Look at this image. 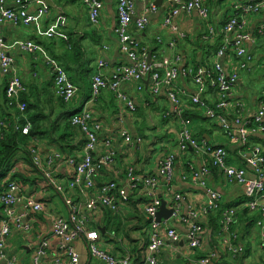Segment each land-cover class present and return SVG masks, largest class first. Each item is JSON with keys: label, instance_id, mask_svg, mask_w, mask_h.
Listing matches in <instances>:
<instances>
[{"label": "built area", "instance_id": "1", "mask_svg": "<svg viewBox=\"0 0 264 264\" xmlns=\"http://www.w3.org/2000/svg\"><path fill=\"white\" fill-rule=\"evenodd\" d=\"M136 0H116V25L114 34L118 41L120 53L127 59L126 63H119L110 68L108 73H102V68L109 67L107 62L99 60L97 71L91 77V94L96 97L102 91L113 92L118 102H121L129 112L137 108V100L130 97L123 86H132L137 94L145 89V81L149 83V92L155 97L164 92L169 102L164 115L178 121L177 152L187 154L193 150L202 160L201 167L195 168L188 165L189 171L184 178L192 184L205 189L207 199L197 208L195 205L183 207L182 197L172 190V176L175 156L167 153L161 158L154 173L137 176L133 167H127L122 182L109 180L96 185V177L100 169L113 162L115 154L110 137H101L103 131L101 124L93 117L89 108H83L71 115V123L79 126L86 134L87 141L80 157L66 156L57 150L44 152L40 142L34 138L29 146L31 163L41 172L47 185L60 194L68 207L69 216L63 218L56 216L51 223V236L57 238V247L69 264H78L79 254L76 252L74 242L82 238L89 254L106 264H132L130 256L115 257L107 247L96 230H92L88 224L91 215L100 207L109 208L117 212L120 202H125L136 191L145 197L144 212L149 219L147 231L148 244L145 248V256L141 264H161L159 254L166 243L178 244L180 234L169 224V220L185 225V238L190 250L200 248L203 244L204 228L202 217L208 215L211 210L217 209L222 203V194L211 187L207 181L210 168L205 164L208 158L211 165L224 176L227 182H235L242 187L245 197L244 206L251 212H259L255 221L258 229L260 248L264 251V150L259 145H252L249 136L264 134V96L258 100L253 113H249L245 104L240 99L232 97V88L238 80V69H243L252 61L253 56L245 47V42L252 39V34L244 30L247 16L264 11V0H233L230 14L221 25L211 22L210 8L207 0H163L157 6L154 0H140L143 2V13L134 20L135 27L143 31L149 23V14L155 13L161 8H166L162 25L175 33L176 38L169 43V48L177 47V41L187 35L180 30L174 18L182 14L195 13L204 25L206 34L204 39L221 36V44L213 56L209 65L192 66L184 61L181 53H165L157 50L151 53L150 49L143 47L139 39L130 30L133 22ZM217 1V0H214ZM87 9L88 20L92 26L98 24V18L103 6L102 0H80ZM30 8H33L30 11ZM47 5L44 0H0V72L5 78V96L9 105H14L24 118V123H19V116L13 119L0 120V137L8 126L22 134L30 131V121L23 112L26 103L20 101L19 95L23 91L21 78L14 65V59L8 48L17 47L25 52L39 51L53 78V90L57 97L66 103L73 100L78 92L77 85L71 81L65 69L44 48L32 40L16 39L8 43L6 41L3 26L15 27L39 26L43 17L47 14ZM66 20L58 15L54 22L41 33L47 37H58L68 40L65 32ZM258 33L264 32V20L258 27ZM158 41L159 38H158ZM151 55V62L147 56ZM233 57L236 61L233 63ZM183 76L190 78L194 90L189 95L191 106L201 112L215 123L223 135L238 144V156L245 166L232 162L227 150L222 145L208 143L194 137L193 121L184 116L185 102L181 96L183 91L175 85V81ZM212 95L210 98L209 95ZM210 98V99H209ZM141 99H139V102ZM147 105V102L143 103ZM122 142L135 148L142 145L143 138L133 135L126 128L119 132ZM101 146V148L99 147ZM97 151L99 154H97ZM60 166L72 170L66 181L58 178L57 169ZM103 169V168H102ZM118 171H124L118 170ZM76 191L79 198H73L71 192ZM167 195L169 208L173 212L169 219L156 220L162 195ZM168 200H166L167 202ZM0 248L4 246V240L13 230H21L30 233L31 222L27 219L30 214L42 212L43 203L32 195L24 194L19 183L12 180L0 194ZM236 220V210L226 207L219 218V236L222 246L231 254L237 255L244 251L238 234L231 229ZM50 248L48 238L41 237L34 248L32 264H40L42 257L47 255ZM1 253V257H3ZM211 256L185 257L184 264H211ZM7 264H15V259L10 258ZM47 264H61L59 256L52 257Z\"/></svg>", "mask_w": 264, "mask_h": 264}, {"label": "crops", "instance_id": "2", "mask_svg": "<svg viewBox=\"0 0 264 264\" xmlns=\"http://www.w3.org/2000/svg\"><path fill=\"white\" fill-rule=\"evenodd\" d=\"M102 1L103 6L98 18V24L96 26H92L88 20L87 9L84 5H82L80 0H44L47 5L48 13L43 17L40 25L27 26V29H21L24 32L16 31L17 29L22 28L21 26L15 27L12 25H4L3 32L6 41L11 43L16 39H24L32 40L36 44H39L37 41L33 40V37H38V39L43 38L45 35L41 32L47 29L58 15H61L64 16L66 20V34L68 35L69 33H73L81 37L84 60L87 62V67L92 68L90 79L93 73L97 71V63L99 60L107 62L109 67L102 68L100 71L102 73H108L111 67L119 63H126L127 59L120 53L118 41L113 31L114 26L116 25V0ZM222 3L223 1L217 5L222 9L220 13L218 11V13L221 14L219 17L213 19L215 8L212 9V19L214 23L218 21L222 14L227 13L229 9L222 7ZM143 6L144 4L140 0L135 1L133 22L130 24L132 34L139 39L140 44L146 48L159 45V50H163L165 53H174L175 51H178L182 54L184 61L187 60L186 62L192 65L193 63L191 61L190 53L191 49H194L195 47L194 42L196 41L194 37H197L200 31L205 30L204 25L199 20L197 15L195 13L182 14L174 18V21L180 30H182L187 36L184 39L178 40L177 47L171 49L168 46L170 41L176 38V34L162 25V17L166 13V8H161L155 13L149 14V23L146 29L140 31L135 27L134 20H136L143 13ZM32 9L33 8H30V11H32ZM262 20H264V11L258 14H249L247 16L244 30L252 34V39L245 42V47L248 52L252 54L253 59L246 68L238 69V80L232 88V97L242 100L249 113L254 112L258 104V100L264 96V84L259 90L253 89L250 91V88L255 84H252L254 80L264 78V32L260 34L257 31ZM158 38L160 41H158ZM186 38L188 39L187 41L185 40ZM56 40L58 41V39ZM39 45L43 48L41 44ZM90 48L96 53V58L92 66L91 60L87 57V53L90 51ZM59 50L61 49L57 47L56 53L59 54ZM8 51L14 59V65L21 78L24 93L32 102L35 101L37 103L38 107L36 109L39 112H42L45 115L49 114L48 118L52 119L56 115L59 116V114L67 110L79 111L83 108H89L92 111L95 120L98 121L103 128V131L99 135L101 137L108 136L111 138L112 146L115 151L114 162L109 167L107 166V168L102 169L100 174L96 177L95 182L98 184H96L97 186H100L102 183L111 179L119 183L122 182L123 175L122 173H117V171L123 170V168L128 164H132L135 167L136 172L138 171L141 174L147 175L154 173L161 158L167 153H173L175 156L171 181L173 192H177L181 195L183 207L186 205H195L199 208L205 203L207 199L205 189L195 186L190 182V180L184 178L185 174L188 173L186 171L188 169V165L191 164L195 168H199L203 163V160L193 150L189 149L187 154L181 155L177 152V145L175 142L173 143L170 140H166L167 142L160 146L154 161H148L146 156L149 155L153 149H144L142 144L141 147L143 148H140L139 152L130 150L132 148L126 146L119 137L120 130L122 128H126L128 118L133 116V114H131L125 106H122L119 103V110L117 113H114V111H112L111 103L108 102V100H103L97 96V98L85 97L84 100L81 93L78 92L72 101L67 102L66 105L62 107L54 94L51 72L40 52H25L14 46L9 47ZM201 57V52H197V61H199ZM212 61L213 57H209L208 61H205L204 64L200 65H209ZM234 61H236L235 57H233V63ZM80 62L81 61L79 59L74 60V63L80 64ZM3 83L4 87L5 78L0 72V86ZM175 85L183 91L181 96L184 99L185 104L191 105L188 100L189 95L194 90V85L191 79L180 76L175 81ZM123 89L130 97L135 98L139 104L141 93L137 94L136 90L132 86L129 87L124 85ZM145 89H147V92L150 94L148 81H145ZM248 91L251 93L250 95L246 94ZM208 96H210V98L212 97L210 92ZM155 100L159 106H164L165 108L169 106V102L164 92L159 93ZM134 116L136 115L134 114ZM170 119L176 122L177 126H179L176 119L172 117ZM205 125L206 129L204 130L203 127H201L200 131H202L203 135L206 137V141L213 146H224L229 157L233 159V162H237L240 166H245V163L238 156V144L227 139L218 126H211V123H206ZM126 129L128 130V128ZM137 136H140L139 133H137ZM258 136V138H261V142L253 143L251 141L250 143L252 145H259L264 150V134L258 133ZM51 137H55V135L46 136V139L36 136V139L40 142L41 147L45 150V152L57 150L55 147L50 146L51 144H48L47 142V139ZM167 138L169 139V137ZM78 139L79 138L76 135L73 139H70V142L75 144ZM99 147L101 148V146ZM82 150L83 149L77 152L76 156L80 157ZM100 150H102V148ZM131 151H133V154ZM97 154H99L98 151ZM204 162L210 168L209 174L207 175L208 184L211 187L216 188L222 194V202L233 203V208L236 210V220L234 223L236 227L234 230L237 232L239 240L245 250L244 254L240 257L241 261H239L238 264H264V251L260 248L258 229L255 223L252 224L249 222L250 218H256V216L259 217V212L248 211L246 214L243 213L242 209L246 207L244 206L245 197L242 193V187L235 182H227L221 172H219L216 168H214L215 171H212L208 158H205ZM16 167L20 168L21 171H25L23 166L19 163L16 164ZM57 173L58 178L64 182L71 175L72 170L68 167L60 166L57 169ZM20 187L22 193L32 195L37 200L42 201L44 207L42 212L30 214L27 217L32 225L30 233L22 232L21 230H13L8 236H6L4 246L0 248V264H7L10 258L15 259V264H32L34 248L41 237L48 238L50 248L47 251V255L40 259V264H47L52 257L57 256L61 258V264H69V260L63 256L61 250L57 247V238L51 236V223L53 218L56 216L68 218L69 216L68 207L64 203L62 196L55 191L48 189L49 186L42 178H39L36 183L31 186L20 185ZM71 194L73 198H79V195H76V191L71 192ZM53 195H57L62 199L63 206H60L58 202L54 200ZM162 196L167 197L165 193ZM120 205L123 206L120 207L118 213H122L125 228L127 226L133 227L132 233H138V236H131L139 238L140 233L145 230V227H140L142 226L143 221L139 222V219L135 217L136 215L130 216V214H133V211L129 206L124 204ZM167 206L169 207V205ZM100 209L91 215V220L94 224H101L102 212ZM138 209L140 210V206ZM99 212L101 215L95 218ZM207 217L208 215L202 217L201 219L205 230L203 234L204 241L202 246L197 248L203 250V252L212 250L210 249L209 244L211 232L207 224ZM169 224H171L178 231L180 234V240L178 244L166 243L159 254V261L161 264H184L185 257H194L195 251L190 250L187 247L185 225L171 219L169 220ZM125 244L127 245L126 241ZM139 245H141V243H139ZM74 246L76 252L79 254L78 264H106L89 254L86 244L82 238L76 239ZM103 246H107V248L110 247V249L113 248L112 243H104ZM214 249L216 251L211 253L213 256H216L219 250H223L221 239L218 240V247ZM109 251L111 254L113 253V256L120 257L117 250ZM1 253H3V257H1Z\"/></svg>", "mask_w": 264, "mask_h": 264}, {"label": "trees", "instance_id": "3", "mask_svg": "<svg viewBox=\"0 0 264 264\" xmlns=\"http://www.w3.org/2000/svg\"><path fill=\"white\" fill-rule=\"evenodd\" d=\"M222 1L224 0H207L206 2L210 8L211 22L215 25H221L227 19V13L224 12V14H222V16L218 19L216 23H214L212 19V9L214 8V6L221 3ZM204 34H206V31L202 30L199 32L197 37H194L196 41L194 42L195 47L194 49H191L190 53L191 61L194 64H192L193 66H197V64H204L205 61H208V58L214 56L219 45L221 44V36H216L211 39H204ZM56 39H58V41ZM33 40L41 44L46 50V52L61 64V66L67 72L71 81H73L77 85L78 92L81 93L84 100L85 97H92L90 86V74L92 68H88L87 62H85L84 60V51L83 45L81 44V37L73 33H69L68 40L46 36L39 39L38 37H33ZM185 40L187 41L188 39L186 38ZM57 47L61 49L59 50V54L56 53ZM159 47L160 46L157 45L155 47H148V49H150V52L153 53L156 52ZM197 52H201L202 55L199 61H197L196 59ZM75 59H79L81 61L80 64L74 63ZM3 85L4 83L0 86V120H2L3 118L13 119L15 116L18 115L20 118L19 123H24V118L21 117L20 113L15 108V106L8 104V99L5 96V86L3 87ZM97 97H100L103 100H108V102L111 103L112 111H114V113H117V111L119 110V103L124 106L121 102L117 101L113 92L104 90L100 94H98ZM19 99L20 101L26 103V108L23 114L26 119L30 121L31 127L29 133L26 135L22 134L19 130H15L13 126H8L2 132V136L0 137V194L6 187L7 183L12 180L16 181L20 185L31 186L35 184L39 178L43 179L41 172L31 163L29 157V146L33 143V139L36 138V136H40L41 138L46 139V136L55 135V137L47 139L48 144H51L50 146L55 147L57 151L62 152L66 156L74 157H76L77 152L81 151V149L84 148V145L87 141L86 134L82 131V129L79 126L73 125L70 121L71 115L75 113L76 110H67L59 114V116L56 115L54 118L49 119V114L45 115L42 112H39L36 109L38 107L37 103L35 101L32 102L29 97L24 93V91H21ZM140 99L141 101L139 102V104L137 103L136 110L134 112H130L131 114L142 115L146 109H149L151 107L152 109H156L158 111L161 118V122H165L171 118V116L167 117L164 115V112L166 110L165 107L159 106V104L155 100L156 96H151V94L147 92V89H144L141 92ZM57 100L62 107L66 105V102L62 98L57 97ZM144 102H147V105H144ZM183 114L185 117H188L193 121L194 137L196 139L206 141V137L203 135L200 129L201 127H203V129L205 130L206 123H211V126H215V123L211 122L210 119L204 116L201 110H198L197 108H195L194 106L192 107L189 104L185 106V111ZM139 131V135L142 137L143 130ZM76 135L79 139L77 143L73 144L70 142V139H73V137ZM258 137V134L251 135V137L249 136V141H252L253 143L261 142V138ZM141 146L142 145L132 149H140ZM43 151L45 152V150ZM17 163L21 164L25 171H21L20 168L16 167ZM127 167H133L135 170V167L132 164H128L123 168L124 171H117V173L124 174ZM102 168H107V166ZM102 168L100 169V172ZM185 168L187 169L186 166ZM211 168L212 171H215L212 165ZM186 171H189V169H187ZM134 173L137 176H145L144 174H141L138 171L136 172V170ZM49 187L52 188L51 186ZM163 199L168 200L167 203H170L169 199H166V197H164ZM146 202L147 199L145 197L140 196V194L136 193L135 191L129 196L127 201L119 203L118 211L120 207L123 206L120 204L129 206L133 211V214H130V216L136 215L135 217L139 219V222L143 221L142 226L140 227L148 228L149 219L146 217L144 212V204ZM139 206L140 210L138 209ZM226 207H233V203L222 202L217 209L211 210L207 217V224L211 232L209 244L210 249L212 250L208 252H203V250L200 249L194 250L195 257L211 256V264H238V262L241 261L240 257L245 252L244 250L240 254L231 255L222 246L223 250H219L216 256L211 255L213 251H216L214 248L218 247V240L220 239V236L218 234L220 229L219 218L221 216L222 210ZM100 208L99 209L102 212L101 224H94L92 223V220L89 219L88 224L90 228L98 232L100 238L103 241V244L112 243L113 248L110 249V247H108L109 250H117L120 254V257L130 256L132 264H141L145 256V248L148 244L147 232L145 230L144 231L146 233L143 231V242L141 243V245H139V238H134L130 235V231L133 230V227L127 226L125 228V222L123 220L122 213H118V211L114 212L109 208L105 207ZM248 211L250 210H248L247 208L242 209V212L245 214ZM257 217L258 216H256V218H250L249 222L254 224ZM235 227L236 225L233 224L231 229L234 230ZM101 228H103V231L101 230ZM125 241L127 242V245L125 244Z\"/></svg>", "mask_w": 264, "mask_h": 264}, {"label": "rangeland", "instance_id": "4", "mask_svg": "<svg viewBox=\"0 0 264 264\" xmlns=\"http://www.w3.org/2000/svg\"><path fill=\"white\" fill-rule=\"evenodd\" d=\"M232 2H233V0H224L222 5H221L222 7L229 8L227 11L228 14H230V12H231L230 6H231ZM217 5L214 6V8H215L214 12L215 13L213 14V19H215L221 15L219 13L222 9H221V7H218ZM218 11H219V13H218ZM21 29H24V28H19L16 31L24 32ZM25 29H27V27H25ZM89 50L90 51H88L87 57L91 60V66H92L94 64V60L96 58V53L91 48ZM253 83H255V84L250 88V91L253 89L259 90L261 88V86L264 84V78L256 79L252 82V84ZM246 94L250 95L251 93L248 91ZM135 115L136 116H134V114H133V116H130V118H128L127 123H126V128H128V130L134 135H137V133L140 134L139 130H143V142H142V144H143L144 149L145 148H148V149L151 148V150L153 149V151H151V153L146 156L148 161H154V159L156 157V153L158 154L160 146L162 144H165L167 142L166 140H168V141L170 140L173 143L175 142V144L177 143L178 126H177L176 122H174L171 119H168L165 122H161L160 121L161 118H160L158 111L156 109H152L151 107L149 109H146L142 115H138V114H135ZM167 137H169V139ZM219 137H221V136H219ZM143 147H141V148H143ZM130 150L139 152L138 148L135 150L134 149H130ZM133 151H131L132 154H133ZM48 189H51L52 191L54 190L50 187H48ZM42 193H44V192H42ZM53 198L56 202H58V204L60 206H63V204H62L63 202H62V199L60 197H58L57 195H53ZM99 215H101L100 212H99V214H97L95 216V218ZM147 229L148 228H145L146 232H147ZM132 232H133V230L130 231V235L138 236V233L134 234ZM142 233L143 232H141L139 235V243L143 242L144 236L142 235Z\"/></svg>", "mask_w": 264, "mask_h": 264}, {"label": "water", "instance_id": "5", "mask_svg": "<svg viewBox=\"0 0 264 264\" xmlns=\"http://www.w3.org/2000/svg\"><path fill=\"white\" fill-rule=\"evenodd\" d=\"M162 1L163 0H154V3L157 6H159V5H161ZM147 59H148V62L150 63L151 62V55L150 54H148ZM172 212H173V210H172V208H169L167 206L166 200L162 199L160 206H159V209L156 213V220L158 222H160L161 219H169L172 215ZM101 230L103 231V228H101Z\"/></svg>", "mask_w": 264, "mask_h": 264}]
</instances>
